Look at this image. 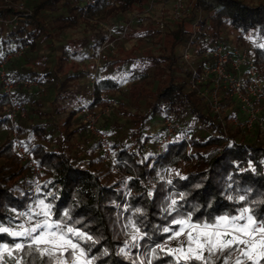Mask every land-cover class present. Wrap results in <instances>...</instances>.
Listing matches in <instances>:
<instances>
[{
	"label": "trees",
	"instance_id": "trees-1",
	"mask_svg": "<svg viewBox=\"0 0 264 264\" xmlns=\"http://www.w3.org/2000/svg\"><path fill=\"white\" fill-rule=\"evenodd\" d=\"M19 2L24 3L23 8ZM150 2L96 0L86 6L84 0H0V54L27 45L24 58L12 59L9 69L39 80L42 91L53 96L54 113L66 115L62 120L55 119L42 100L32 96L33 92L17 90L18 101L30 105L29 111L39 118L29 123L28 118L18 117L24 144L43 168L42 178L35 179L14 148L8 114L0 112V131L8 130L0 134V225L18 230L23 223L18 214L39 211L38 201L43 199L52 205L53 221L60 219L81 228L98 241L89 251L90 242L73 238L88 253L87 258L96 257L93 264H175L160 249L159 258L151 255L157 244L166 247L170 233L163 229L178 227L171 224L176 213L165 211L171 199L182 205L181 214L192 212L194 222L235 216L246 206L254 207L257 220L264 215V204L250 203L264 199L261 129L256 127L255 137H250L230 124L227 115L225 134L207 100L191 88V69L179 53L190 43L200 68L206 49L234 35L244 43L250 42L249 54L264 77V0H194L185 18L174 26L167 25L170 56L142 51L147 40L155 42L163 33L160 28H143L136 32L138 46L111 54L112 59H107L93 83H81L88 80L90 71L77 68L75 62L96 58L106 39L102 33L90 31L93 25L121 18ZM77 30L84 34L68 35ZM43 47L50 50L42 52ZM160 65L167 67V77L157 78L159 74L153 73ZM125 83L129 86L126 94L132 92L129 101L133 110H126L127 103L120 101L118 111L130 119V128L128 134H121L116 127L110 131L119 171L118 176H111V166L96 152V139H87L84 146L75 148L76 138L86 134L78 114L107 104L108 97L121 92ZM149 86L152 90L147 91ZM8 103L0 84V109ZM167 118L176 120L180 128L158 149ZM159 119L163 125L155 131L151 125ZM249 189L248 201H238L237 197ZM181 193L185 194L183 201L179 200ZM65 211L70 219L63 216ZM130 221H135L147 236L138 241L139 247L126 249L131 254L129 259L117 253L130 241L134 231L128 226ZM0 243L12 247L13 238L0 234ZM105 249L108 255H102ZM18 255L25 261L30 259L24 253ZM5 258L7 264H14Z\"/></svg>",
	"mask_w": 264,
	"mask_h": 264
},
{
	"label": "snow or ice",
	"instance_id": "snow-or-ice-1",
	"mask_svg": "<svg viewBox=\"0 0 264 264\" xmlns=\"http://www.w3.org/2000/svg\"><path fill=\"white\" fill-rule=\"evenodd\" d=\"M176 174L179 176L178 172ZM168 183L171 184L172 181L169 180ZM250 194L249 189L245 195H239L237 200L248 201ZM184 199L185 194H179V200ZM250 203L259 206L264 204V199ZM37 207L39 211L34 213L30 210L18 214V217L27 218L29 227L22 223L17 226V230L0 225V234L6 233L13 238L12 247H9L8 243H0V264H7L5 257L12 259L14 264H69V261L71 264H93L96 257L87 258L88 253L73 238L90 242L89 251L98 241L93 240V237L81 228L69 226L63 220L53 221L52 205L46 204L43 199L38 201ZM181 207L177 199H171L165 211L169 214L176 213L171 224L178 227L169 226L164 228L163 232L170 233L168 240L179 241L181 236L184 240L175 248L157 244L151 250L153 258H159L157 249H160L165 255L172 257L175 264H261L264 260V215L257 220L253 214L254 207H243L238 215L215 217L211 222H194L193 213L181 214ZM135 212L141 213L142 210L135 209ZM34 215L43 219L33 222ZM63 216L70 219L67 211ZM73 224H81V221H74ZM128 226L134 231L130 235V241L125 242V247L121 248L117 255L130 259L131 254L126 249L129 246L139 247L138 241L144 239L147 233H141L135 221H130ZM19 253H24L30 259L25 261ZM102 255H108V250L105 249Z\"/></svg>",
	"mask_w": 264,
	"mask_h": 264
},
{
	"label": "built area",
	"instance_id": "built-area-1",
	"mask_svg": "<svg viewBox=\"0 0 264 264\" xmlns=\"http://www.w3.org/2000/svg\"><path fill=\"white\" fill-rule=\"evenodd\" d=\"M95 2L96 0H84L86 6ZM165 2L172 3L171 5L178 16L185 8L184 0H165ZM153 3L151 0L150 9H153ZM22 7L23 4H21ZM163 20L164 18L161 16L159 22L161 27L165 24ZM195 27L196 24H194ZM250 47V42L242 43L240 39H233L231 42L220 39L213 47L204 51L202 55L204 60L200 68L196 65L197 56L193 53L190 43L181 48V56L191 69V88L207 100L212 113L224 126L225 134H227L226 116L229 115L230 124L239 128L242 133L255 137V128L258 127L264 137V77L249 54ZM27 48L28 46L24 45L5 54H0V84L9 98L5 113L10 118L14 148L22 161L31 168L33 177L41 179L43 168L32 152L27 149L23 135L18 128L17 115L24 113L27 109L23 104L20 105L14 97L17 87L36 89L41 87V82L34 78L19 76L9 69L11 60L23 57ZM102 49L103 47L99 48V55L96 57L98 60L97 70L101 65L100 53ZM80 113L86 132L94 133L98 137L96 151L106 161L109 160L113 155V149L109 136L99 127L102 114L94 113L91 108H86ZM164 126L166 133L157 142L158 149H162L180 128V124L171 118L164 120ZM112 166L117 170L115 160Z\"/></svg>",
	"mask_w": 264,
	"mask_h": 264
},
{
	"label": "rangeland",
	"instance_id": "rangeland-1",
	"mask_svg": "<svg viewBox=\"0 0 264 264\" xmlns=\"http://www.w3.org/2000/svg\"><path fill=\"white\" fill-rule=\"evenodd\" d=\"M20 2L18 3V5L21 8L22 3H20ZM153 2H154L153 3L154 7H152L153 9H150L151 6L149 7V4H150L149 3L144 8L135 7L133 10L129 11L127 14H125L121 18H117V19L112 20L110 22H102V23H99L97 25H93V27H92V29H90V31L99 32V33H102L103 35L106 36L104 44L101 45V47H103V49L100 53L101 65L97 70L98 60L96 58L91 59V60H86L82 63L75 62L77 65V68L90 71V75L88 76V80H86V78L82 79L81 83L85 84L88 81H90V83H93L94 82L93 80L95 79V77L99 76L102 68L105 66V63L111 54L117 55L118 52H120V51H123V52H124V50L130 51V50L134 49L136 46H138L139 40L136 37V35H137L136 32L142 31L143 28H148V27L160 28V30H162L163 33L161 34V38L155 39V40H157L155 42H154V39L153 40H151V39L147 40L148 44L146 46H144L142 51L149 49L151 52H153L156 55H159V54H164L165 56L171 55L172 50L169 46V41L167 40V37L165 34L166 30L168 28L167 25L168 26H174V23L176 21H179V20H182L183 18H185L187 16V14L190 13V9L192 7L194 0H184L185 8H183L182 14L179 16L176 15L175 9L171 5L172 4L171 2L167 3V2H165V0H153ZM161 16H163V18H164L163 21L165 22V24L162 27L159 24ZM83 34H84L83 30H77L76 32L71 31L68 33L69 36H75V37H80ZM233 39H238V38L234 35H230L227 40H229V42H231V41H233ZM118 42H120L119 46H118ZM110 43H113V45H110ZM242 43H244V42L242 41ZM101 47H100V49H101ZM49 50H50V48H47V47L42 48V52H48ZM98 51H100V50H98ZM179 53H181V49L179 50ZM98 55H99V53H98ZM22 58H24V56ZM110 59H112V58L110 57L109 60ZM68 68H70V65H68L67 69ZM153 73H156V76L159 74L157 76V78L167 77L168 76V69L166 66L160 65V66H157L156 68H154ZM20 88L28 90L30 92H33L34 93L32 95L33 97L41 99L42 102L44 103V108L46 110H51V114L53 115V117H55V119H61L62 120L66 116L65 114H61L58 116L57 114L54 113V111L51 107V104H52L51 100L53 99V96H52V94L49 95L50 92L47 90L42 91V90H44L42 83H41V87L36 88V89H26V88L20 87V86L17 87L15 92H14V97L16 98V100H18L17 99V92H18L17 90ZM153 88H154V86H153ZM128 89H129V86L127 85V83H125V85L123 86V90L121 92L117 93L113 97H108L109 101L107 104L98 105V106L94 107V109H92V111L94 113H96V114L101 113L102 114L101 115L102 116L101 121L99 123V127L101 130H103L109 136L110 139L112 138L110 131L114 127L120 129L121 134H128L129 133L130 119L125 114H123V113L121 114L118 111L120 101H125L127 103L126 104V110H133V105L129 101V96L132 95V92H130L129 95H127L126 92L128 91ZM150 90H152L151 86L148 87L147 91H150ZM112 100H114L116 102H113ZM136 101L138 102L139 100H136ZM19 104L20 105L23 104L27 110H25L24 113L21 111L22 113H19L17 115V121H18L19 115L28 118L29 123H33L37 119H39L36 114L29 111L28 108H30V105H28V104L26 105L20 101H19ZM7 105L8 104L4 105L3 108L0 109V112H5L6 111L5 107ZM107 107H109L110 109H106ZM78 115L80 116L81 113H79ZM158 118H160V116H157L156 119H158ZM81 119H82V117H81ZM162 125H163V121H162V119L161 120L159 119L156 122L152 123L151 126L156 131V129L158 127H162ZM6 132H8V130L3 129L0 131V134H2V133L6 134ZM9 132H10V137L12 138V136H11L12 135V129H10ZM85 133L86 134L80 135L76 138V142L78 145H76L75 148H78L80 146H84L87 139L98 140V137L96 134L87 133L86 130H85ZM96 152H97V154H99L98 151H96ZM102 159H103L104 163H107L111 166L112 171L110 172V175L111 176H118V172H119L118 169L116 170L112 166V163L115 160L114 152H113V155L110 157L109 160L106 161L104 158H102ZM22 220H23V224L25 226L30 225L29 222L27 221L26 217H22ZM35 220H37V218L33 217V222H35ZM241 223H243V222H241ZM183 240H184L183 236L180 237L179 241L168 240L166 242V247L175 248Z\"/></svg>",
	"mask_w": 264,
	"mask_h": 264
}]
</instances>
